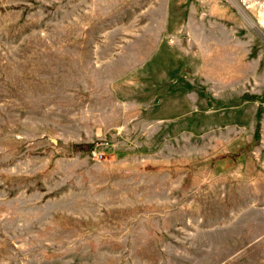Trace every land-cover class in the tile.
I'll use <instances>...</instances> for the list:
<instances>
[{
	"label": "rangeland",
	"instance_id": "rangeland-1",
	"mask_svg": "<svg viewBox=\"0 0 264 264\" xmlns=\"http://www.w3.org/2000/svg\"><path fill=\"white\" fill-rule=\"evenodd\" d=\"M0 264H264V0H0Z\"/></svg>",
	"mask_w": 264,
	"mask_h": 264
}]
</instances>
